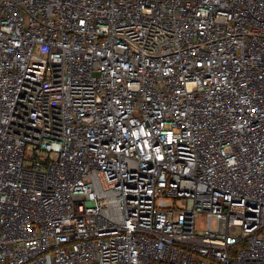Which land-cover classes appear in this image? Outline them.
I'll list each match as a JSON object with an SVG mask.
<instances>
[{"label": "built area", "instance_id": "built-area-1", "mask_svg": "<svg viewBox=\"0 0 264 264\" xmlns=\"http://www.w3.org/2000/svg\"><path fill=\"white\" fill-rule=\"evenodd\" d=\"M0 264H264V0H0Z\"/></svg>", "mask_w": 264, "mask_h": 264}, {"label": "rangeland", "instance_id": "rangeland-1", "mask_svg": "<svg viewBox=\"0 0 264 264\" xmlns=\"http://www.w3.org/2000/svg\"><path fill=\"white\" fill-rule=\"evenodd\" d=\"M177 206H179V203H177ZM211 225L213 226V223L211 222ZM207 226V216L205 213H200L198 214V216L196 217L195 220V227L196 230L198 231H202L206 228Z\"/></svg>", "mask_w": 264, "mask_h": 264}]
</instances>
